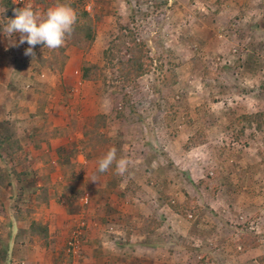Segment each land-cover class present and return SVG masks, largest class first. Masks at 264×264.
I'll return each mask as SVG.
<instances>
[{
	"label": "rangeland",
	"instance_id": "1",
	"mask_svg": "<svg viewBox=\"0 0 264 264\" xmlns=\"http://www.w3.org/2000/svg\"><path fill=\"white\" fill-rule=\"evenodd\" d=\"M10 1L41 16L54 6ZM86 8L96 36L79 51L81 61L108 75L101 51L117 24L127 26L154 58L135 86L121 87L110 75L81 80L74 54L64 72L41 68L24 54L19 33L4 32L0 0V122L10 121L23 145L10 155L0 143V245L7 246L0 264H87L81 255L88 247L102 248L88 264H264L257 259L264 256V122L241 133L231 126L235 116L264 108V0H90ZM159 64L168 85L155 93ZM169 109L177 114L167 123ZM94 123L106 140L82 151ZM53 127L67 132L49 138L58 139L52 146L28 144L27 134L35 139ZM113 147L128 170L120 175L114 163L98 174L99 159ZM40 186L54 213H44ZM164 196L199 210L177 215ZM70 211L72 225L52 223ZM39 216L55 228L45 242L27 230ZM149 218L159 222L153 233H145ZM243 232L257 235L258 244L237 252Z\"/></svg>",
	"mask_w": 264,
	"mask_h": 264
},
{
	"label": "trees",
	"instance_id": "2",
	"mask_svg": "<svg viewBox=\"0 0 264 264\" xmlns=\"http://www.w3.org/2000/svg\"><path fill=\"white\" fill-rule=\"evenodd\" d=\"M89 1L90 0H51V4L54 6L57 4H64L70 6L75 11L77 21L74 26V32L71 37L66 40V43L74 46L83 53L88 51L96 36L94 15L86 8ZM1 5L5 9L8 22V19L14 18L15 10L17 9L12 7L10 0H1ZM158 57L159 56L156 58ZM101 58L105 64L103 67L108 68L110 73L106 75L103 73V70L100 72L95 63L83 59L79 66V76L81 80H94L97 77H100L101 80H106V78L110 75L109 80L117 81L121 87L135 86L139 77L150 72L154 61V58L148 55L146 43L142 39L137 38L131 28L122 24H117L115 34L107 41L106 46L101 51ZM66 59L65 45L56 50L49 49L46 56L35 53V60L37 64L41 68L48 69L50 71L61 72ZM157 68L159 70V84L150 85L151 90L155 93L160 91L164 85H168L165 84L167 83V78L161 70L162 65L159 64ZM169 71L172 73V70ZM170 79L172 80L171 74ZM44 99V97H41L35 102V113L38 114L42 112ZM169 110L171 111V114L167 115L165 113L163 116L165 122L167 123L177 114L175 110ZM96 117L100 116L96 115L94 119ZM263 122L264 108L254 112H244L235 116L231 126L238 125V132L241 133L245 126L249 125H253L256 129H260ZM94 124L95 126L93 127V132H85L84 135L86 138L80 140V149L82 151L94 149L106 140L105 137L98 131V124ZM66 132L67 131L64 127H53L49 131L40 130V132H37L35 139H33L34 134H27L29 138L28 144H30L33 148H36L39 146L41 141L63 135ZM0 143L5 144L10 155L21 151L23 148V145L17 138L11 126V122L8 120H2L0 122ZM97 173L103 174L99 172ZM3 179L4 176L0 168V184H3ZM38 195H40L39 197H41L40 199L43 205H45L51 197L45 193V187L41 186L39 187ZM164 198L171 210L177 215L184 216L185 211H189V218H191L196 215L197 210H199V208L195 205L190 206L188 199L179 202L173 198H167L165 196ZM145 226V233H153V231L159 227V222L154 218H149ZM27 230L29 236L43 240L44 242L48 237L47 225L40 216L31 217L29 219ZM235 243L240 245V249L238 248L239 250H237V252L246 251V249L254 247V245L257 246V235L243 232ZM6 250V244H1L0 261L6 260ZM257 259L259 261H263L264 256H258ZM200 263L202 264V260H200Z\"/></svg>",
	"mask_w": 264,
	"mask_h": 264
},
{
	"label": "clouds",
	"instance_id": "3",
	"mask_svg": "<svg viewBox=\"0 0 264 264\" xmlns=\"http://www.w3.org/2000/svg\"><path fill=\"white\" fill-rule=\"evenodd\" d=\"M17 2L19 0H15V3ZM76 21V13L68 5L57 4L49 8L43 16L35 12L31 6H24L15 10L14 18L8 19L4 32L8 37L19 33V43L26 42L28 45L24 54L35 57L33 49L38 44L50 50L63 47L73 34ZM114 163L118 174L123 175L128 170L129 161L123 157L117 159L116 149L113 147L99 159L97 172H107ZM89 180L97 182L98 177L93 174Z\"/></svg>",
	"mask_w": 264,
	"mask_h": 264
},
{
	"label": "crops",
	"instance_id": "4",
	"mask_svg": "<svg viewBox=\"0 0 264 264\" xmlns=\"http://www.w3.org/2000/svg\"><path fill=\"white\" fill-rule=\"evenodd\" d=\"M80 50H78L77 48H75V47H73V46H67L66 48H65V53L68 55L67 56V62L65 63V65L63 66V70H62V72H64V71H66L67 70V68L69 67V62H70V59H71V55L72 54H74V56L76 57H78V65H77V69H76V71L78 70L79 71V66H80V63H81V55H82V53L81 52H79ZM71 54V55H70ZM60 139V138H59ZM52 140H58V139H47V140H44V141H41V143H40V145L43 143L44 145H50V146H52V144H51V142H52ZM52 148V147H51ZM47 204H49V209H47V210H45V212L44 213H46V214H49V212H52L51 211V208H52V206H53V202L51 201V200H48V203ZM54 211H56L55 209H54ZM52 213H54V212H52ZM75 212L74 211H70L66 216H67V218H65V216L64 215H62V214H56V216L54 215V218L56 217V220H55V222H52V223H54L57 227L59 226V227H61L60 225H61V219H63L64 220V222H66V223H64V226L65 225H68V227L70 226V225H72V223H73V221H74V219H75V217H76V215L74 214ZM51 216L53 217V215L51 214ZM46 217H48L49 218V215H46ZM74 217V218H73ZM78 217V216H77ZM82 217H84V215H82V216H79L78 218H82ZM44 218H45V216H44ZM50 222V223H51ZM51 223V224H52ZM60 224V225H59ZM47 225V230H48V237L50 238V234H52V233H54V230H55V228H54V226H53V228H52V230L50 229V226L48 225V224H46ZM115 230V229H114ZM97 246V245H96ZM80 247V246H79ZM93 247H88V248H86V250H87V252H82L84 255H81V257H84L85 259H86V261H87V264L89 263V261H91L92 260V258L93 257H96V256H98V254L99 253H102V251H100V249H102V248H98V252H93V249H92ZM91 253H93V255L91 254ZM95 254H97V255H95Z\"/></svg>",
	"mask_w": 264,
	"mask_h": 264
},
{
	"label": "built area",
	"instance_id": "5",
	"mask_svg": "<svg viewBox=\"0 0 264 264\" xmlns=\"http://www.w3.org/2000/svg\"><path fill=\"white\" fill-rule=\"evenodd\" d=\"M13 1L15 2V0H13ZM19 2H22V0H19ZM17 3H18V2H17ZM72 240H74V239H72ZM69 244L72 246V245H73V242L70 241Z\"/></svg>",
	"mask_w": 264,
	"mask_h": 264
}]
</instances>
